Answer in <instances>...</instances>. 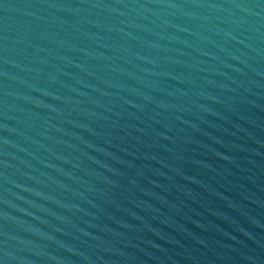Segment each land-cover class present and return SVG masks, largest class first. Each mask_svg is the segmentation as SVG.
<instances>
[{
  "label": "water",
  "instance_id": "water-1",
  "mask_svg": "<svg viewBox=\"0 0 264 264\" xmlns=\"http://www.w3.org/2000/svg\"><path fill=\"white\" fill-rule=\"evenodd\" d=\"M0 264H264V0H0Z\"/></svg>",
  "mask_w": 264,
  "mask_h": 264
}]
</instances>
